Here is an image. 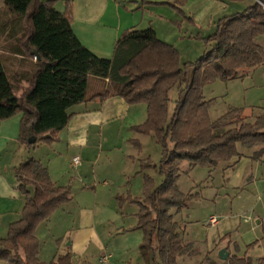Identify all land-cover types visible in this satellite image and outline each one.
<instances>
[{
	"label": "crops",
	"instance_id": "1",
	"mask_svg": "<svg viewBox=\"0 0 264 264\" xmlns=\"http://www.w3.org/2000/svg\"><path fill=\"white\" fill-rule=\"evenodd\" d=\"M27 1L0 0V59L16 94L27 86L34 69V61L31 63L19 47L21 16ZM174 1L177 0H72L71 27L78 40L102 58H110L117 38L133 28L151 26L159 39L177 46L176 23L180 22V31L190 23L168 4ZM255 1L258 0H185L181 9L197 26L216 28L218 19L241 12ZM66 2L55 0V9L64 12ZM15 22L17 44L7 48L6 41L14 42L8 34ZM256 43L264 48V34L256 38ZM205 49L197 46L195 51ZM106 85V81L91 78L88 96L99 93ZM203 96L213 100L209 108L211 121L237 108L242 110L245 121L252 122L264 115V65L237 79L205 85ZM68 112L72 117L57 141L39 143L34 148L18 141L21 113L0 120V239L7 236L10 224L20 219L25 204L15 168L34 159L46 167L53 183L71 189V200L35 229L41 262L49 263L69 253L72 264H154L146 262L139 252L143 240V232L137 228L139 208L127 200L143 197L144 175L153 177L156 185L163 180L153 168L140 167L147 160L151 165L158 164L161 149L155 137L131 129L146 120V104H129L120 96H111L103 101L82 102ZM150 145L154 159L146 150ZM262 148L264 144L251 148L240 145V158L221 163L211 172L207 167H195L188 172L190 176L201 170L204 173L188 187L186 183L182 187L181 181L177 183L184 193L192 189L200 194L199 201H191L187 208L171 210L174 220L183 225L181 237L189 246L178 257V264H225L230 256H246L256 264L264 255V153L259 159L252 158ZM75 156L80 158L76 166L71 161ZM181 175L179 179L185 178ZM28 189L32 193V188ZM204 191H208V197L203 196ZM196 204L204 207L198 220L204 236L193 231L198 222L192 220L190 212ZM212 215L218 218L213 226L208 224ZM222 249L228 252L226 260L219 257ZM104 255L107 260L102 262L99 259Z\"/></svg>",
	"mask_w": 264,
	"mask_h": 264
},
{
	"label": "trees",
	"instance_id": "2",
	"mask_svg": "<svg viewBox=\"0 0 264 264\" xmlns=\"http://www.w3.org/2000/svg\"><path fill=\"white\" fill-rule=\"evenodd\" d=\"M182 3L168 4L183 13ZM54 4L55 0L26 3L19 47L25 57L35 59L34 69L27 86L16 94L0 59V120L21 113L18 141L34 148L57 141L72 117L68 109L74 105L111 96H120L129 104H146V120L131 129L155 137L160 160L157 165L141 162L140 167L153 168L163 180L156 185L153 177L144 175L143 197L127 200L139 208L137 228L143 232L139 252L144 260L178 264V257L189 246L181 237L183 225L174 220L171 210L180 211L200 198L192 189L184 193L178 188L180 174L195 167H207L211 172L221 163L240 158V145L251 148L264 144V115L247 122L241 109L230 108L211 121L213 100L203 96L205 85L237 79L264 65V48L256 43L264 34V0L218 19L215 32L204 41L208 49L194 62H182L176 47L159 39L151 26L125 30L115 41L112 56L99 57L72 30V0H67L62 13ZM91 78L107 85L88 96ZM134 145L139 148L137 142ZM263 153L262 148L252 158L259 159ZM15 174L25 204L20 219L11 223L7 236L0 239V261L72 264L69 253L41 262L34 234L41 222L71 200L70 187L53 183L46 167L34 159L18 165ZM261 228L264 240V225ZM227 264L253 263L246 256H230ZM256 264H264V255Z\"/></svg>",
	"mask_w": 264,
	"mask_h": 264
},
{
	"label": "rangeland",
	"instance_id": "3",
	"mask_svg": "<svg viewBox=\"0 0 264 264\" xmlns=\"http://www.w3.org/2000/svg\"><path fill=\"white\" fill-rule=\"evenodd\" d=\"M181 1H183L182 5L180 6L182 8V6L185 3V0H181ZM179 14L181 15L183 20H185L188 23H190V24H188L190 26L185 28L184 30L181 29V31H182V33H181V31H180L181 25H180V22H179V40H177V41H179V43L176 44L177 46H175L174 44L173 45L179 51V55H180V57H182V58H180L182 62H194L195 60H197L203 54L202 52H204V51H202L201 53H196V51H195L196 47L197 46L198 47H204L205 46V48L208 49V46L205 44L204 41H205V39L208 36L212 35L215 32L216 28L215 27L211 28V27H208V26H203L201 28V27L196 25L195 20L193 18H191V16L188 15L187 13L183 12V13H179ZM189 18H191L192 21ZM15 23H16V25L14 24L15 28L13 30H11L10 33L8 34V38H12L11 41H14V42L6 41L7 42L6 43L7 44V48L11 44H17L16 43L17 42V37H18V35H17V22H15ZM20 37H21V33H20ZM2 47L4 48L5 46H2ZM186 60H191V61H186ZM30 61H31V63H33V61L35 62V59H31ZM146 150L149 152V154L151 156H153L154 149L151 147V145L148 146L146 148ZM152 159H154V156L152 157ZM200 168H204V167H200ZM198 171H200V170H198ZM201 171L202 172H196L195 174H193V176H190V174H188V172L187 173H183L182 172L181 176H185V178H180V179L178 178L177 183L179 181H181V186L182 187H185V183H186V186L188 187L189 184L191 183V181H193L195 177L199 176V174H203L204 173L203 172L204 170H201ZM215 175L216 174H214V176ZM190 190L191 189H189V191ZM192 191L196 192L194 190H192ZM203 196H207L208 197V191H204L203 192ZM198 201H199V199H198ZM203 212H204V207H202L199 204H196V207L194 208V210L190 212V216L193 217L192 220L196 219L195 222H198L196 224V226H194V224H193V226H194L193 227V231L196 232L197 234H200L201 236H204L205 232L201 231V228H200L201 222H199L198 220L203 215ZM186 264H193V263H188L187 262Z\"/></svg>",
	"mask_w": 264,
	"mask_h": 264
},
{
	"label": "built area",
	"instance_id": "4",
	"mask_svg": "<svg viewBox=\"0 0 264 264\" xmlns=\"http://www.w3.org/2000/svg\"><path fill=\"white\" fill-rule=\"evenodd\" d=\"M71 161H72V164L76 166V165L79 164V162H80V158H79V156H75V157L72 158ZM217 222H218V218H217L216 215H212V216H210L209 219H208V224H209V225H212V226H213V225H216ZM99 260L102 261V262H104V261L107 260V256H106V255L101 256Z\"/></svg>",
	"mask_w": 264,
	"mask_h": 264
},
{
	"label": "water",
	"instance_id": "5",
	"mask_svg": "<svg viewBox=\"0 0 264 264\" xmlns=\"http://www.w3.org/2000/svg\"><path fill=\"white\" fill-rule=\"evenodd\" d=\"M259 1V0H258ZM34 140V138L32 137L31 139H30V141H33ZM219 257L221 258V259H223V260H226L227 259V257H228V252L226 251V249H222L220 252H219ZM225 264H227V262L225 263Z\"/></svg>",
	"mask_w": 264,
	"mask_h": 264
}]
</instances>
